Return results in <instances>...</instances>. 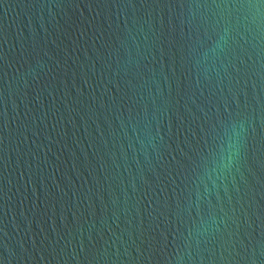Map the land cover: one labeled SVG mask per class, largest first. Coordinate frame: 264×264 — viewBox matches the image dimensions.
<instances>
[{"label": "water", "instance_id": "obj_1", "mask_svg": "<svg viewBox=\"0 0 264 264\" xmlns=\"http://www.w3.org/2000/svg\"><path fill=\"white\" fill-rule=\"evenodd\" d=\"M0 264H264V0H0Z\"/></svg>", "mask_w": 264, "mask_h": 264}]
</instances>
